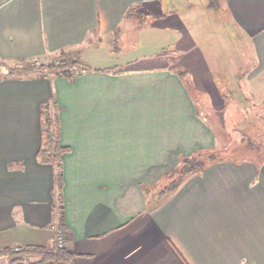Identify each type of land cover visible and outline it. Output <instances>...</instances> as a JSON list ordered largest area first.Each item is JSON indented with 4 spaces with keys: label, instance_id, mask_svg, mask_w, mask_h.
Returning a JSON list of instances; mask_svg holds the SVG:
<instances>
[{
    "label": "crops",
    "instance_id": "crops-1",
    "mask_svg": "<svg viewBox=\"0 0 264 264\" xmlns=\"http://www.w3.org/2000/svg\"><path fill=\"white\" fill-rule=\"evenodd\" d=\"M223 2L254 47L251 85L264 75V0ZM210 4L0 0V248L49 243L61 217L67 264H264V161H217L173 190H150L152 173L166 174L213 136L182 77L136 65L152 56L138 52L181 38L159 20L187 26L196 6L205 13ZM130 35L126 47L112 46ZM64 55L85 71L8 70ZM52 118L66 148L58 165L37 156Z\"/></svg>",
    "mask_w": 264,
    "mask_h": 264
},
{
    "label": "rangeland",
    "instance_id": "rangeland-1",
    "mask_svg": "<svg viewBox=\"0 0 264 264\" xmlns=\"http://www.w3.org/2000/svg\"><path fill=\"white\" fill-rule=\"evenodd\" d=\"M210 2L208 12L203 13L204 8L201 6L194 8L197 20L187 26L185 22L182 25L181 22L171 21L174 17L159 20V24H174L181 38H175L168 45L156 42L147 45L138 53L142 56L151 53V60L139 61L136 65L167 67L180 73L197 112L204 118L213 136V141L204 150L215 149L218 160L222 161L263 162L264 75L256 76V79L251 80V85L248 83V77L258 70L251 40L244 35L240 24L231 20L223 0ZM142 19L141 23L146 20V16ZM150 21L157 20L151 18ZM131 35L126 44L113 43L112 46L126 47L133 41ZM33 65L28 67L39 70L46 68L45 71L53 75L75 76L85 69L75 57L68 55ZM54 120L51 119L49 131L55 140ZM168 173L151 174L152 178H158L152 184L157 185L150 189L151 194L159 193L171 182L174 176Z\"/></svg>",
    "mask_w": 264,
    "mask_h": 264
},
{
    "label": "trees",
    "instance_id": "trees-1",
    "mask_svg": "<svg viewBox=\"0 0 264 264\" xmlns=\"http://www.w3.org/2000/svg\"><path fill=\"white\" fill-rule=\"evenodd\" d=\"M8 70L11 73H16L19 71L35 70V68L33 69L27 66H22L9 67ZM176 73L180 75V73ZM49 127L50 124L49 126L47 125L44 130L43 145L39 149L37 156L42 162H56L58 165L60 164V159L66 148L56 143V140L53 139V136L49 131ZM217 155L218 152L215 149L204 150L202 148L197 149L191 156H182L181 159H179L177 165L168 171V174L171 177H174L172 178L171 182L161 190V192L175 189L185 178H187V176L197 171H201L207 164L222 161L221 159L218 160L219 158ZM62 182V176L58 172L56 176V184L59 190L62 187ZM59 219V229L64 232L65 228L63 221L61 220L62 218L60 217ZM0 256L5 257L9 261L25 259L27 256H36L37 260L33 261L31 264H50L53 262L67 264L70 260V252L68 250L67 244L65 243L63 246L58 245L56 233L49 243L43 245L27 244L2 247L0 248Z\"/></svg>",
    "mask_w": 264,
    "mask_h": 264
},
{
    "label": "built area",
    "instance_id": "built-area-1",
    "mask_svg": "<svg viewBox=\"0 0 264 264\" xmlns=\"http://www.w3.org/2000/svg\"><path fill=\"white\" fill-rule=\"evenodd\" d=\"M39 63V60L38 59H34L30 65L34 64H38ZM33 65V66H34ZM85 69H82L81 72H84ZM74 74V73H73ZM52 228L54 229L55 233H56V240H57V243L58 245L60 246H63L65 243H66V237H65V232L61 231L59 229V222H56L52 225ZM17 248V247H16Z\"/></svg>",
    "mask_w": 264,
    "mask_h": 264
}]
</instances>
